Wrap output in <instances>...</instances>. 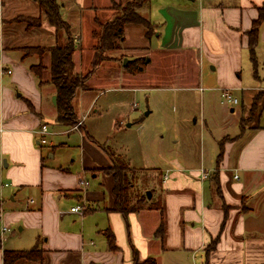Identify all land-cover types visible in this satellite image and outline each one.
Wrapping results in <instances>:
<instances>
[{"label":"crops","instance_id":"obj_1","mask_svg":"<svg viewBox=\"0 0 264 264\" xmlns=\"http://www.w3.org/2000/svg\"><path fill=\"white\" fill-rule=\"evenodd\" d=\"M113 1L104 0L98 5L110 9ZM59 2L78 46L73 60L75 71L80 73L77 58L86 66L99 57L93 37L99 24L96 3ZM263 3L151 0L140 11L152 20L153 34L148 37L142 24L125 26V54L149 56L147 62L157 60L161 53L188 57L180 79L193 82L182 90L187 95L197 94L201 104L212 100L213 92L223 88L250 91V105L243 114L250 110L257 94H262L263 100L260 106L256 102L258 113L250 124L242 126L240 118L238 129L236 125L214 139L215 153L223 144L219 162V155L214 156L217 159L208 168L202 153L192 166L182 164L177 157L174 167H155L156 181L160 180L158 191L150 190L152 197L143 208L123 214L111 209L115 204V181L103 170L114 163L112 156L96 148L92 140L86 144L83 137L89 152L84 149L78 174L62 165L42 167L41 163L40 169L39 149L29 158L27 153L34 150L32 143H40V127L46 123V96L56 95V89L47 82L50 74L43 82L50 85L49 89L36 81L30 66L41 59L38 55L24 58L22 47L64 44L66 35L47 21L35 0H0V210L5 225L18 227V232L4 237L2 250L35 245L43 249L41 260L23 259L16 264H134V256L140 261L153 258L156 264H264V86L254 85V77L244 82L240 73L245 61L252 62L248 32ZM19 17H41L42 23L28 28L27 21H18ZM258 50L264 51V19L258 29L256 56ZM42 61L48 66L49 55H44ZM253 76H258L257 71ZM54 115L57 118L58 114ZM202 168L208 171L206 178ZM87 171L95 177L102 175L90 188L80 182ZM25 195H30L26 201ZM69 202L75 203L71 210L75 205H84L85 210L63 209ZM162 223L163 230L158 232ZM110 231L116 249L110 248Z\"/></svg>","mask_w":264,"mask_h":264},{"label":"rangeland","instance_id":"obj_2","mask_svg":"<svg viewBox=\"0 0 264 264\" xmlns=\"http://www.w3.org/2000/svg\"><path fill=\"white\" fill-rule=\"evenodd\" d=\"M93 1L97 7L96 19L105 21L114 15H120L129 0H114L115 5H111L110 9L106 10L98 5H102L104 0ZM89 38L92 42L90 35ZM64 39L66 41V36ZM141 53L146 55L145 52ZM107 54L104 60L98 61L92 58L86 66L81 65L77 58L81 74L89 70L93 71L87 81L88 87L92 90L85 94L77 92L72 100L77 119H83L84 122L80 130L72 129L71 126L57 121L54 115V112L57 113L53 101L55 94L47 95L43 114V121L49 128V133L45 135L47 142L32 143L34 150L29 149L27 154L30 158L36 153V149H39L40 169H43L41 163L42 167L53 164L65 166L71 173H79L83 162V151L85 149L86 153L89 152L87 146L84 147L83 137L86 144L91 143L92 140L91 144L96 148L112 150L111 158L114 163L109 166L110 175L116 168L118 170L124 165L136 167L135 171L129 174L131 204L136 202L139 195H147L148 190L158 191L160 180L156 181L158 169L155 167L162 169L174 167L176 161L174 159L177 157L184 165L197 164L202 153L207 157L204 164L208 168L213 165L217 159L214 156H218L223 147L220 143V150L215 153L214 139L219 138L225 130L234 129L236 125L238 129L240 118L242 126L250 124L256 118L263 100L262 94H257L247 114H243V111L244 108H249L250 91L233 90V95L239 99L238 103L227 101L221 91H214L213 99H210V102L206 99L204 104H201L197 94L188 92L187 95L182 90L193 82V80L180 79V74L186 71L188 60L183 54L170 57L167 53H161L157 60L153 59L151 62H147L149 56H130L128 53H123L122 48L110 50ZM96 56H99L98 52ZM257 56L256 67L249 61L250 59L243 63L241 79L246 82V79L254 77V85L264 86V51L258 50ZM126 58L128 60L125 61ZM133 59L137 61L133 64L129 63V60ZM129 65H133L132 67L142 65L143 70L129 71L127 69ZM191 70H194L192 65ZM255 71L258 76H253ZM34 76L39 83L40 79ZM46 77H49L48 71L43 73L42 80L45 81ZM42 87L49 89L50 85L43 83ZM252 91L256 93L257 89ZM96 93L98 95L95 97ZM148 111L149 113L146 114ZM216 147L218 148V144ZM38 165L39 163L33 167ZM101 177L102 175L95 177L91 171H87L83 175V179L88 180L85 186L89 188L95 186ZM27 196H23L25 201L28 199ZM72 204L75 203L69 202L63 209L68 208V211L73 212L70 208ZM14 232H18L16 224H12L3 237ZM1 254L4 264V251H1Z\"/></svg>","mask_w":264,"mask_h":264},{"label":"trees","instance_id":"obj_3","mask_svg":"<svg viewBox=\"0 0 264 264\" xmlns=\"http://www.w3.org/2000/svg\"><path fill=\"white\" fill-rule=\"evenodd\" d=\"M38 2L40 9L46 16L47 21L56 28L59 32L63 30L66 35V41L64 44L57 42L50 47L45 46H25L22 47L24 54L23 57L38 55L41 61L37 64H32L30 69L43 83V73L45 70L49 71L50 77L47 82L54 85L56 89V109H57V121L63 125L73 126L79 120L73 106V98L78 90H91L88 87L87 81L92 70L81 74L75 71V64L73 60V53L76 49V42L71 30V25L67 22L61 12V3L59 0H35ZM151 0H129L125 3L122 13L115 16L113 19L100 22L98 21V27L93 30V36L96 39L95 49L99 53L98 61L106 59L107 52L110 50L123 48V42L125 40V26L131 23L142 24L147 28L146 34L150 37L153 34L154 26L152 20L141 13L140 9L150 3ZM112 5H115L113 1ZM259 15L253 23L252 29L248 32V46L251 52V58L254 66H257L256 46L258 44V29L261 21L264 19V3L258 7ZM18 21H27L28 28L39 26L42 23L41 17H19ZM152 29V32H151ZM48 54L50 61L46 66L42 62L44 55ZM106 56V57H105ZM136 59L129 60V63L133 64ZM146 62V61H145ZM145 64V63H144ZM135 65V64H134ZM133 66V65H132ZM127 66L129 71L135 70L140 72L143 70L142 65ZM106 150V149H105ZM110 156L113 152L110 149L106 150ZM223 147L218 156V162L223 155ZM109 167H104L103 170L106 173H110ZM135 171V167L130 165H124L114 170L112 176L115 184L113 187V193L115 195V204L111 208L126 214L131 211H137L145 206L148 201L147 195H139L135 203H130V191L131 185L129 174ZM163 230V223L161 224L159 231ZM110 248L116 249L115 236L110 231L108 232ZM1 248V241H0ZM137 253V251H134ZM43 258V249L39 245H35L29 249H5L4 250V264H16L19 260H33L39 261ZM134 264H156L153 258H148L144 261H140L138 256H134Z\"/></svg>","mask_w":264,"mask_h":264},{"label":"built area","instance_id":"obj_4","mask_svg":"<svg viewBox=\"0 0 264 264\" xmlns=\"http://www.w3.org/2000/svg\"><path fill=\"white\" fill-rule=\"evenodd\" d=\"M8 72H10V70H8ZM221 94H222V96H223V98L225 100L233 102V103H238V98L233 95V89H231V88H223V89H221ZM135 104L136 103L134 102V105ZM82 124H83V119H79L76 122V124L73 125L71 128L72 129L74 128L76 130H80V127L82 126ZM40 133L42 135V137L40 138V143H46L47 139H46L45 135L49 133V128H48V124L47 123H44V124L41 125ZM202 174H203V177L206 178L208 176V171L205 168H202ZM165 178H167L166 175H165ZM80 182L84 186H85V184H88V180L81 179ZM30 200L33 201V199H30ZM72 210L83 212L85 210V206L84 205H75V206L72 207ZM8 230H9V227L4 224L3 212H2V210H0V233L2 235L1 242L4 240L3 234L6 233Z\"/></svg>","mask_w":264,"mask_h":264},{"label":"water","instance_id":"obj_5","mask_svg":"<svg viewBox=\"0 0 264 264\" xmlns=\"http://www.w3.org/2000/svg\"><path fill=\"white\" fill-rule=\"evenodd\" d=\"M126 60H128V59L126 58L125 61ZM19 95H20V93H19ZM53 101H54V103H56V95L53 97ZM148 113H149V111L146 114H148ZM147 196H148V198H151L152 197V191L148 190Z\"/></svg>","mask_w":264,"mask_h":264}]
</instances>
